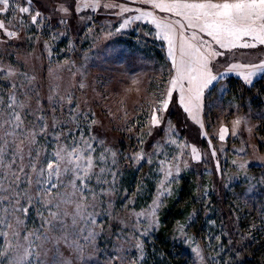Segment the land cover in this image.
Masks as SVG:
<instances>
[{
  "label": "rangeland",
  "instance_id": "1",
  "mask_svg": "<svg viewBox=\"0 0 264 264\" xmlns=\"http://www.w3.org/2000/svg\"><path fill=\"white\" fill-rule=\"evenodd\" d=\"M104 3L152 11L164 20L180 19L133 0H101ZM10 5L7 13L0 12V20L19 35L11 39L0 30V113L10 118L19 112L25 132L39 130L42 122L47 124V132L38 134L32 146L39 150L41 161H51L57 149L84 148L83 141H88L91 149L85 155H91L96 165L81 189L86 198V222L73 233L74 246L63 241L57 246L63 264H142L148 241L160 230L162 213L177 196L180 179L188 172L197 176L199 206L176 220L168 239L189 252L192 264L231 261L224 229L217 220L211 219L201 233L191 228V222L200 207L207 212L211 209L212 196L218 199L227 192L234 196L235 216L247 209L249 220L258 224L264 214V72L248 83L237 72L227 71L233 63L264 62V45L225 51L214 61L213 73L220 78L205 89L200 112L203 127L183 111L177 93L167 110L158 113L160 125L152 126L151 113L174 74L168 43L157 38L154 24L136 21L117 32L124 18L138 13L118 15V8L103 6L80 10V0H32L30 14L16 10L29 6L26 0H10ZM34 11L42 13L37 24L30 20ZM192 31L188 29L186 34L190 36ZM204 39L211 38L204 35ZM232 77L243 87L255 85L254 97H260L263 106L242 99L241 87L236 97L229 95ZM236 120L241 123L233 135ZM222 127L229 129L223 141L219 139ZM192 147L200 152L199 161L193 158ZM138 154L143 159H137ZM140 169L147 176L145 190L142 183L136 189L122 184L125 174ZM36 190L33 185L34 194ZM21 204L28 206L23 200ZM54 204L33 199L22 217L19 236L13 234L15 221H11L13 228L0 224V231L6 233L0 236V264H37L35 257L18 259L17 246L29 244L24 239L29 233L37 234L32 248L39 252L36 244H42L47 251L45 264L53 260L56 250L43 236L60 235L45 223L49 211H56ZM240 235L245 238L244 233Z\"/></svg>",
  "mask_w": 264,
  "mask_h": 264
},
{
  "label": "snow or ice",
  "instance_id": "2",
  "mask_svg": "<svg viewBox=\"0 0 264 264\" xmlns=\"http://www.w3.org/2000/svg\"><path fill=\"white\" fill-rule=\"evenodd\" d=\"M133 2L150 5L153 9L173 14L180 19L164 20L152 11L122 4L101 5V0H80V10L103 6L118 8V15L138 13L124 18L116 29L117 32L129 28L136 21L147 20L154 24L158 30L157 38L168 43L174 74L170 75L166 94L162 95L158 106L151 113L152 126L160 125L162 116L158 113L167 110L173 93H177L178 103L183 111L203 127L200 112L205 89L220 78L213 73L214 61L218 57H223L225 51L233 52L236 49H252L264 45V0H133ZM31 3L32 0H26L29 6H21L16 10L21 14H30L33 12ZM10 6V0H0V12L7 13ZM60 10L64 13L69 11L63 6ZM41 16L40 11H34V14L30 15L31 23L37 24ZM188 29H193L190 36L186 34ZM0 30L7 37L18 39V31L9 30L4 20H0ZM201 34L211 39H204V35ZM213 45L224 51L217 50ZM227 71H235L244 81L251 83L254 76L264 72V62L233 63ZM41 120L43 121V118ZM91 123L95 124L96 121L92 120ZM240 123V120L233 122V135ZM47 128V124L42 122L39 130L25 132L24 121L19 112H13L10 118L0 113V129L4 132V135L0 136V224L13 228L11 221H15L13 234L19 236V230L24 224L22 217L27 215L33 199L45 205H52L55 201L56 211H49L45 223L50 225L52 231H59L60 235L53 237L45 234L43 240L51 242L53 249L56 250L49 264H63L57 246L61 241L72 246L75 244L72 239L73 233L81 230L79 226L85 221L87 208L84 202L86 198L81 189L87 186L86 182L92 178L96 165L91 155H85V152L91 149L88 141H83L84 148L73 147L70 151L57 149L51 161H41L39 150L34 151L32 146L36 144L37 135L47 132ZM228 133L227 127L220 128L219 139L223 141ZM191 153L195 160L201 159L197 148L192 147ZM212 155H215L214 150ZM137 159H143V156L138 154ZM112 175L114 179L115 174ZM65 176H69L70 179L65 181ZM77 181L80 183L77 184ZM33 185L37 186L35 194L32 192ZM61 188L64 189L63 193ZM69 188L71 192L68 191ZM53 189L56 190L55 194ZM22 200L27 207L21 204ZM69 207L72 211H69ZM3 235L6 233L0 231V236ZM35 238L36 233H29L24 237L29 244L17 246L18 259L28 260L29 257H35L37 264H45L47 251L42 244H36L39 252L32 248L36 242ZM2 258L0 255V259Z\"/></svg>",
  "mask_w": 264,
  "mask_h": 264
},
{
  "label": "trees",
  "instance_id": "3",
  "mask_svg": "<svg viewBox=\"0 0 264 264\" xmlns=\"http://www.w3.org/2000/svg\"><path fill=\"white\" fill-rule=\"evenodd\" d=\"M240 83L241 81L235 77L229 80V95L233 94L236 97L241 87L245 95L242 99H247L253 104L259 102L262 105L261 98L254 97L256 86L243 87ZM262 93L264 94V89ZM261 128L264 135V121ZM125 175L122 184L136 189L142 183V190H145L144 181L147 180V176L143 173V169L132 170L131 173ZM196 189L197 176L195 173L188 172L181 177L177 196L171 198L163 211L161 228L153 239L148 241L147 256L142 264H192L189 252L183 246L169 240L168 234L177 219L184 218L192 208L199 206V202L196 200ZM145 193H149V191ZM212 198L214 205L208 212L200 207L197 218L191 222V228L197 233H201L203 228L206 229L205 226L211 219L217 220L218 226L222 230L224 229L227 250L233 256L231 261H227L225 264H264V214L258 224H254V221L249 220L251 215L247 209H245V213L239 212L235 216L234 196L230 192L218 199L215 196ZM241 233L245 234V238L240 237ZM239 237L241 238L240 242H235V239Z\"/></svg>",
  "mask_w": 264,
  "mask_h": 264
}]
</instances>
